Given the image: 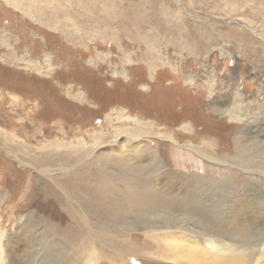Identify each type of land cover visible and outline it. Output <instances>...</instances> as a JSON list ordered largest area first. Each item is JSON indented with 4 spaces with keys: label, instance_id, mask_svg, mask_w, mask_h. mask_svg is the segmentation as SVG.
Listing matches in <instances>:
<instances>
[{
    "label": "rangeland",
    "instance_id": "1",
    "mask_svg": "<svg viewBox=\"0 0 264 264\" xmlns=\"http://www.w3.org/2000/svg\"><path fill=\"white\" fill-rule=\"evenodd\" d=\"M12 2L0 0V232L5 239L19 234L35 211L47 224L39 218L34 228L25 227L24 235L36 240L30 245H36L34 253L47 250L36 244L47 232L57 245L56 257L70 259L74 248L51 225L65 226L72 207L86 221L81 237L86 255L79 262L89 264L92 251L96 261L90 264H171L156 249L146 258L144 251L89 243L107 234L139 249L145 233L157 236L164 248L180 229L181 218L164 220L165 226L144 216L150 209L130 218L120 198L129 183L140 188L166 183L160 193L173 190L170 196L184 194L188 201L173 208L179 204L164 198L156 207L171 204V213L203 225L227 222L237 229L239 209L247 205L249 212L261 213L256 222L263 230L264 0H114L112 11H128L123 21L133 9L143 14L147 30L138 32L131 19L129 35L115 29L104 39L86 38L76 25L64 27L79 38L73 40ZM141 39H151L150 45L154 40L158 65L150 69L138 58L146 47ZM226 109L238 118L245 114L247 125L230 120L222 113ZM244 134L245 150L235 141ZM137 145L148 148L141 164L134 156L141 149L132 151ZM94 185L111 186L105 189L108 200L95 195ZM45 196L64 200L68 208L40 207ZM124 218H130L128 224Z\"/></svg>",
    "mask_w": 264,
    "mask_h": 264
},
{
    "label": "bare ground",
    "instance_id": "2",
    "mask_svg": "<svg viewBox=\"0 0 264 264\" xmlns=\"http://www.w3.org/2000/svg\"><path fill=\"white\" fill-rule=\"evenodd\" d=\"M12 1L17 5L22 4L26 6L29 12L34 13L38 17V21L40 23L43 24L47 23L53 25L52 27L55 28L56 31H58L60 34L64 35V37L68 38V40L79 39L73 36L72 34L70 35L66 33L63 30L64 27L69 25H76L81 27V30L83 31L82 35L86 36V38L100 37L104 39H106L108 36L111 37L112 31L115 32V29H119V31L123 32L125 35L126 34L129 35V33L131 32H129L128 28L126 29V27L132 26L133 23L137 25L138 32L144 33L147 30L146 27H148L146 25L147 22L145 20L142 21L141 17L143 14L137 16L136 12H134L133 9L132 11H129L130 18L126 22L123 21L122 16L123 17L126 16L128 14V11H124V12L112 11L113 7L115 6L114 0L113 1L21 0V3L20 0H12ZM13 2L12 4H14ZM109 9H111L110 13L107 12ZM133 12L136 14V17L135 16L133 17L134 15ZM145 14L143 17H146ZM155 16L157 17V18L155 17L156 20L161 21L160 12L157 11ZM130 20L131 22L133 21L132 24H130L129 22ZM152 25L154 24L152 23ZM162 25L165 26V24ZM163 30L164 29H162L160 32H162ZM130 31H132V29ZM153 34L159 36L157 31H154ZM76 36L79 35L76 34ZM141 40L146 41L145 42L146 47H145V51L141 55H139L138 58L139 60L141 59L140 62H146L148 68L150 69L151 67L158 65L157 57L153 52L154 40L152 41L151 45H150L151 39H141ZM222 113L224 114L227 113L230 120H236L238 118L233 109L223 110ZM240 116L241 118H238L239 122L241 124L242 123L246 124L244 119L245 114H243V116L242 115ZM236 121L238 122V120ZM137 133L138 131H132L133 136L138 135ZM238 140H239L240 148L242 147V145L244 147V148L242 147L244 150L247 147H249L248 146L249 138L245 134L242 136L235 137V141L237 142ZM132 148H133L132 151H138L139 149H141L140 152H137L138 153L137 155H134L135 158L142 159L139 162V164L143 163L144 160L149 157L147 147H144L142 149L140 145H137ZM262 149H263L262 153H264V147H262ZM63 155H66V153ZM38 159L41 161H45L43 157H40ZM211 159L217 161L214 158ZM262 162L264 164V157L262 158ZM36 164L39 165L41 163L37 161ZM248 169L249 168H247L246 171H249ZM137 170L138 168L135 167L134 172H136ZM45 172L46 169H41L39 173L44 174ZM12 173H15L14 170L12 171ZM165 185L167 184L162 183L160 186L148 185L145 188H140L138 186H135L133 183H129L123 186L122 193L120 196V198H123L124 200L123 209L125 213H129L127 215H129L130 218L133 214L135 215L138 213L143 214L146 213L148 209H150V213L144 216L146 218L152 217L151 219H154V221L161 219V221H163V225L165 226H169V224L166 221H173V218H175L176 221L179 220L180 218L182 219V221H180V224H178L180 229L176 230V232L171 233L170 229H167L166 232L168 233L170 232L171 237L170 240L165 243L164 248L158 245L159 241L157 236L151 238V236L150 237L146 236L145 233L140 236V240L143 241L141 244V248L139 249L133 248L132 242L129 239H127L124 242H117L115 239H112L110 236L105 237L107 236V234L105 236L100 234L102 240H97V238H94L92 240L91 237L89 239L90 240L89 243L92 244L93 241H97L99 245L104 246L109 250L120 249L124 251H129V250L144 251L146 258L153 256V253H151V251L156 249L157 251L156 254L158 253V257L170 261L171 264H264V231H263L264 228H262L263 230L260 231V228L262 227V226L260 227L261 223L256 222V220L260 222L258 215H261V213L257 209L249 212L247 205L244 206L241 204L242 206L239 209V218H238L239 228L237 227V229H233L232 226L229 228L226 227L227 222H225L224 224L215 223L212 225L210 224L203 225L201 223L202 221L200 220L194 222L195 219L192 220L193 218L190 219L185 216L175 215L171 213L173 212V210L170 209L169 207L172 206L171 204H179L173 207V208L176 207L179 208L180 206H183V204L187 203L188 199H186V195L184 194H181V196L178 198L176 197L177 194L170 196V194L174 192L173 190H170V192L160 193L161 190L165 189L166 187ZM182 188L183 190H186L187 188L186 184L183 185ZM105 189L107 191H110L111 186L94 185L93 191H95V195L102 196L100 199L108 200ZM34 191H39V190L35 187ZM33 194H35V192ZM161 197L163 198L161 199ZM164 198L165 199L167 198L166 200L170 201L171 204L168 207H163L164 206L163 204L162 206L161 205L157 206L158 207L157 208L156 207L157 201L163 200ZM27 201H29V199ZM39 205L40 207L45 208L50 206L57 207V205H61L62 207L63 206L67 207L66 205L68 204L65 203L64 200L58 198L54 200H48V197L45 196L43 199L41 198V200H39ZM152 207H154V209L157 208V210L153 211ZM32 214L35 215L33 216V219L32 220L29 219L28 221H26V223L28 222V224L26 225L30 226V229L36 226L33 224V220L35 221L39 218L41 219L44 225L47 224V221H44V218L40 217L39 213L34 211ZM69 214L71 217L67 220L65 226L54 227L53 225H51L52 226L51 231L56 232L57 234H59V236L61 235L63 239L66 241L67 246H71L74 248L75 250L73 251L74 253L73 252H72L73 254L71 253L72 258L59 260L57 258L58 256L56 257V255H59L55 251L57 245L55 241L52 239L53 237L49 235L50 233L48 234L47 232L41 235V239L43 242L37 241L36 243L39 245L45 244L47 250H44L43 251L44 253H42L40 250H37V252L34 253V251L32 250L33 247L30 245L32 244V242H34L35 239L34 240L30 239L27 237V235H24V233H26L25 230L26 225H25L24 228L22 226L20 227L19 234H14V235L8 234L7 239L3 237L5 233L2 234V232H0V264H73L72 261H75L74 264H83L79 261L81 258H83L86 255V251L84 250L83 243L81 241V237L83 236L82 232H85L84 230L86 228L85 227L86 221L85 218L82 217L81 214H79L72 207L69 209ZM250 216L253 220H255V222L251 220H250L251 222H247V220L251 219ZM130 218H124V221L128 224ZM261 218H264L263 214ZM64 221L66 220L64 219ZM48 226L50 227V224ZM181 228L182 229L185 228V229L181 230ZM258 229L260 232L259 233L255 232ZM234 230L237 231L234 232ZM186 235H188V237H186ZM253 236H257V237L255 239L253 238L254 239L253 240L252 239ZM56 239L58 240V236L56 237ZM182 241H184L185 243H183ZM153 242L155 244H153ZM33 246H34L33 249L35 250L36 245L33 244ZM158 248H162V250L159 251ZM76 253H80V258L77 261L73 258ZM95 253L96 252H92V251L90 253L87 252L86 257H88L89 259V264L90 262L94 263L96 261Z\"/></svg>",
    "mask_w": 264,
    "mask_h": 264
}]
</instances>
